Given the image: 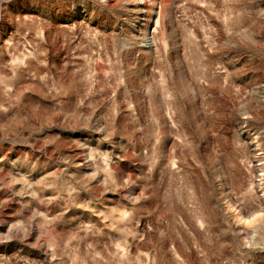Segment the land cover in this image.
<instances>
[{"label": "rangeland", "instance_id": "1", "mask_svg": "<svg viewBox=\"0 0 264 264\" xmlns=\"http://www.w3.org/2000/svg\"><path fill=\"white\" fill-rule=\"evenodd\" d=\"M0 264H264V0H0Z\"/></svg>", "mask_w": 264, "mask_h": 264}]
</instances>
